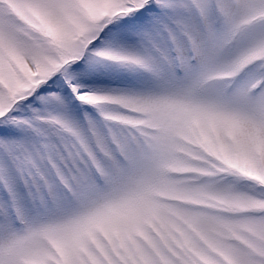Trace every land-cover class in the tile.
Segmentation results:
<instances>
[{
  "label": "snow or ice",
  "instance_id": "obj_1",
  "mask_svg": "<svg viewBox=\"0 0 264 264\" xmlns=\"http://www.w3.org/2000/svg\"><path fill=\"white\" fill-rule=\"evenodd\" d=\"M0 264H264V0H0Z\"/></svg>",
  "mask_w": 264,
  "mask_h": 264
}]
</instances>
